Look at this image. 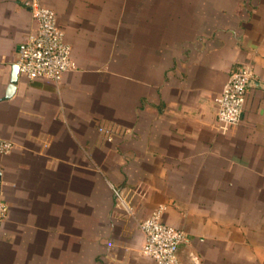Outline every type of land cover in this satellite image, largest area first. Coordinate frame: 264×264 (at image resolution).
<instances>
[{"label":"crops","instance_id":"obj_1","mask_svg":"<svg viewBox=\"0 0 264 264\" xmlns=\"http://www.w3.org/2000/svg\"><path fill=\"white\" fill-rule=\"evenodd\" d=\"M41 2L76 69L18 75L5 99L36 24L0 0V264H156L138 223L157 210L187 234L183 264H264V0ZM243 66V115L222 131L214 99Z\"/></svg>","mask_w":264,"mask_h":264},{"label":"built area","instance_id":"obj_2","mask_svg":"<svg viewBox=\"0 0 264 264\" xmlns=\"http://www.w3.org/2000/svg\"><path fill=\"white\" fill-rule=\"evenodd\" d=\"M36 28L17 48L18 75L31 81L47 80L58 85L62 75L76 69L71 59V49L64 39L63 32L57 25L56 15L45 7L41 0H25ZM254 79L249 66L241 67L230 75L221 93L214 99L217 123L220 130L237 126L242 118L248 87ZM107 140H111V130L99 128ZM12 144L0 140V155L9 153ZM114 195L118 203L127 212L131 208L125 197L117 191ZM8 212V206L0 200V225ZM138 230L143 236L141 253L154 260L156 264H182L177 250L188 242L187 234L165 225L161 221V210L138 223Z\"/></svg>","mask_w":264,"mask_h":264},{"label":"water","instance_id":"obj_3","mask_svg":"<svg viewBox=\"0 0 264 264\" xmlns=\"http://www.w3.org/2000/svg\"><path fill=\"white\" fill-rule=\"evenodd\" d=\"M17 78H18V70H17V66L15 64H13L11 66V76H10V81H9V85H8V88H7V91H6V94H5V99H8L10 98L14 91H15V85H16V82H17ZM182 245H180L178 247V250H177V254H178V257H179V249ZM180 259V258H179ZM181 261V260H180ZM182 263V262H181ZM183 264V263H182ZM191 264H198V261L196 258H191Z\"/></svg>","mask_w":264,"mask_h":264}]
</instances>
